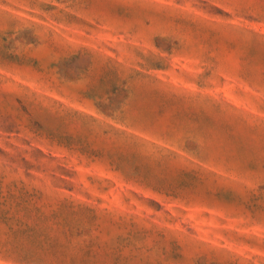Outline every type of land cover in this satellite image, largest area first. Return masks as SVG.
<instances>
[{
	"label": "rangeland",
	"instance_id": "374dc122",
	"mask_svg": "<svg viewBox=\"0 0 264 264\" xmlns=\"http://www.w3.org/2000/svg\"><path fill=\"white\" fill-rule=\"evenodd\" d=\"M0 264H264V0H0Z\"/></svg>",
	"mask_w": 264,
	"mask_h": 264
}]
</instances>
